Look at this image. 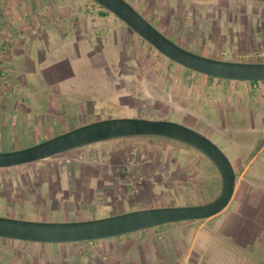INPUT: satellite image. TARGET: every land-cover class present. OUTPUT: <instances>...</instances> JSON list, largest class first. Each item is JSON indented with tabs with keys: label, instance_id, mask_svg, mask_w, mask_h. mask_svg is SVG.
<instances>
[{
	"label": "rangeland",
	"instance_id": "1",
	"mask_svg": "<svg viewBox=\"0 0 264 264\" xmlns=\"http://www.w3.org/2000/svg\"><path fill=\"white\" fill-rule=\"evenodd\" d=\"M161 1L162 0H136V3L152 6L151 10L155 12L152 13L153 17H155V21L157 23L159 21L163 22V25L168 26L172 23L170 22L171 18L167 14H163L164 12L161 13L157 11V8H162ZM65 2L67 1L65 0ZM85 2V10L95 14L97 11L95 6L88 0H85ZM194 2L195 6H204L203 4L207 2L213 3L216 6H241L247 9H251L253 6L252 0H194ZM236 2H241V4ZM174 4L176 3L174 2ZM177 4H181V2ZM91 9L93 11H91ZM165 10L166 9H163V11ZM14 18V22L18 24H27L31 20L36 22L38 19L37 15L29 14L14 15ZM118 22L124 25L122 21L118 20ZM52 31L55 32L54 34L56 36H59L57 39L58 41H51L47 38L41 39V58L54 61L55 67L63 64V66L67 68V66L70 65V72H72L70 81L68 85L66 82H62L60 85L52 86L44 80L42 74L41 77L38 75H30L32 78L27 76L24 78L28 89L24 91L23 97L19 96L17 99L13 100L9 98L7 102L12 104L11 108H17L20 111L19 116L21 119L18 121H27H23L24 124L26 123L24 129L27 137L24 140L21 139V127L18 128L14 126L9 118L6 119V114L0 112V118L5 119L4 121H0L1 124H3V127L0 126V152L27 148L47 140L46 137L48 134L54 135L53 137H55L79 126L98 120L138 118L137 113H139L140 117H145L151 112L154 106L164 104L162 101H158L159 104H155L153 101L145 99L146 97L143 95L142 100L135 102L140 110L138 111L134 107V101L137 97H128L125 95L126 92L124 88L119 86L122 80H126L125 76H123L124 74L121 75L124 63L121 61L120 56L129 55L130 53L126 48V42L120 34V31L125 32L126 30L121 27L119 29L112 28L106 31L104 36H94L101 37L100 41L95 42V38L90 37L87 38V42L89 43H82V45L76 48L64 46L61 48L60 45L62 40L60 37L62 34L66 35L65 31L62 29L47 30L45 31L46 33L44 32L45 37L46 35L52 34ZM127 31L132 32L130 28H128ZM134 36L138 35L135 34ZM141 46L145 47L142 49H148L149 54H152L149 62L152 67L150 68L154 70V72L159 73L161 80H164V75H169V72L174 71L173 74L176 75L177 68L189 74L201 75L177 64H172L170 60L162 56L155 49H152L144 40ZM202 46V44H199L197 47H188L187 50L205 57L214 58L212 53H207L208 51L202 52L204 49ZM83 48L85 50H83ZM35 50L36 49L33 50V54L36 53ZM65 50L67 52H65ZM221 52V54L219 53L217 55L218 58L215 56L216 59L264 62V52L254 53L256 54L255 59H247L245 56L241 55L232 56L227 46H221ZM66 54H68L67 61ZM258 54H261L262 57L259 58ZM140 55V50H136V63H129L130 67H134V69L139 71H141L142 65L139 64L140 58H137L140 57ZM170 65H173L172 70H170ZM260 87L264 89V84H260ZM7 88L8 86L6 85L5 89ZM21 99H23V101H21ZM22 102L23 107L20 106ZM162 107L166 109V106L163 105ZM175 114L172 116H169L170 114H163L161 119L183 124L181 122L182 115L178 113ZM80 116L84 121L82 120V124L77 125V119ZM188 123L190 122L188 121ZM47 130H49V132ZM11 132L13 133L12 136H14V134L19 136L10 140L12 138V136L10 138ZM205 136L226 154L222 145L215 142L216 139L210 137L209 134H205ZM119 141L120 140H115L112 142ZM126 141L131 147L140 145L139 147L143 151L157 152L159 159L161 157L166 158V154L169 152L168 157L165 159L167 164L164 163L163 167L169 166L172 169L170 170L172 174H158L156 176L158 185L156 186L153 185L154 178H145V181H143L144 176L141 174L137 177L136 183H144H141L140 187H134L132 185V189H129L126 193L128 197L133 196L131 202L135 203L138 209L157 206L198 205L212 201L219 193V174L210 161L195 149L179 142L160 137H137L129 138ZM102 146L103 145H93L90 147V150H93V148L102 150L104 148H102ZM261 146L262 145L257 143L254 150L248 152V155L244 156L253 157L257 154L256 152L261 149ZM89 153L90 152L79 154L70 152L37 163L24 165V167H74L75 165L79 166L80 163L85 167L94 168L103 166L105 160L103 161L100 155L93 157L91 156L93 152H91V154ZM263 162L264 147L260 150L256 158L253 159L249 173V175L251 174L249 177H256L254 173L262 174V176H259V178L263 179L262 183H264V172L263 169L261 170L258 167ZM6 173H8V171H0V188H2V185L5 186L6 184V180L8 179ZM2 203L3 202L0 201V217H7L8 214L2 210ZM92 203H95L94 199L91 200L90 204ZM101 216L103 215H97L96 219ZM20 219L34 221L36 217L24 214ZM46 221L72 222L73 218L64 220L60 214L56 213L55 215L49 216ZM154 230L156 231V240L163 246V249L158 255V259L155 258L152 264H264V261L262 262V258H264V220L262 221L261 229L256 231L258 234L251 238V245L246 250L235 249V246L231 244L229 238L216 233L212 229V222L205 220L166 224L156 227ZM139 234L141 233L126 234L99 241L70 245L54 244V247H59L61 245V253L57 256V260H59L58 264H103V260L107 257L106 253L109 252V250L113 255L118 248L129 246L137 241V239L140 238ZM19 243L20 242L5 243L0 239V264H39L41 258L46 260L53 256L51 250H47L44 253V251L41 250V246H31L22 249ZM248 259L250 260L248 261Z\"/></svg>",
	"mask_w": 264,
	"mask_h": 264
},
{
	"label": "crops",
	"instance_id": "2",
	"mask_svg": "<svg viewBox=\"0 0 264 264\" xmlns=\"http://www.w3.org/2000/svg\"><path fill=\"white\" fill-rule=\"evenodd\" d=\"M66 1L42 0L39 12L28 10L24 14L37 15L36 22L31 20L29 23L35 25L38 22L41 39L58 41L59 36H56L54 31L46 37L44 32L52 29L64 30L66 35L62 34L60 37L61 48H76L82 43H89L87 38L104 36L106 31L112 28L121 27L126 30L120 31V34L130 53L120 56L124 63L121 75L124 74L126 80H122L119 86L124 88L128 97H137L134 106H137L135 102L142 100L145 95V99L155 104H159L158 101L164 102L162 105L172 112L179 110L182 116L185 114L195 118L198 120L199 132L209 134L216 139V143L222 145L236 175L235 190L227 207L205 221L212 222V229L229 238L235 249L249 248L251 238L258 234L256 231L261 229L264 220V183L263 179L259 178L262 174L254 173L256 177H249L251 163L264 147V89H261L258 83L215 79L189 74L178 68L176 75L173 74L174 71L169 72V75H164V80H161L159 73L150 68L152 54H149L148 49H142L145 48L141 46L142 38L134 36L132 30L128 32V27L123 22L124 25H121L118 18L104 11H96L95 14L87 12L85 0ZM17 2L18 0H14L13 3L14 15L19 14L16 10ZM178 2L181 4H177ZM203 5L195 6L194 0H163L160 10L163 11L165 7L166 10L161 13L167 14L173 24H178L179 30L182 28L184 33L188 31L190 40L197 36L198 45L202 44L204 48L202 52L208 51L214 58H218L217 55L222 53L221 46L229 47L232 56L264 52V3L253 1L251 9L241 6H216L208 2ZM190 18H193L196 24L193 29L188 27ZM94 38L97 42L101 37ZM136 50L141 52L137 58H140L141 71L130 67V64L136 63ZM66 55L67 61L68 54ZM53 62L41 58V74L44 80L52 86L62 82L68 85L72 74L70 65L67 68L63 64L55 67ZM169 67L170 70L173 69V65ZM257 143L262 145L257 154L253 157L244 156L253 151ZM90 149L87 147L84 150L92 152ZM79 166L82 167V163ZM258 168L264 172V162ZM139 233L140 238L133 244L118 248L113 255L109 250L103 264H152L155 258L158 259L163 246L157 242L154 228Z\"/></svg>",
	"mask_w": 264,
	"mask_h": 264
},
{
	"label": "flooded vegetation",
	"instance_id": "3",
	"mask_svg": "<svg viewBox=\"0 0 264 264\" xmlns=\"http://www.w3.org/2000/svg\"><path fill=\"white\" fill-rule=\"evenodd\" d=\"M126 1L162 34L176 44L185 49L188 47H197V36L190 40V33L188 31L184 33L181 30L182 28L179 30L178 24L174 25L170 23L168 26H165L163 22L159 21L157 23L152 14L155 13L151 10L152 6L141 5V3H136V0ZM161 2L163 3V0ZM13 3L14 1L11 0H0V112L5 113L7 116L6 119L9 118L14 126L21 127L20 136L24 140L27 135L24 129L26 123L24 124L23 121H27H18L21 119L19 116L20 111L17 108H11L12 104H9L7 100L9 98H12L11 100L17 99L19 96L23 97L24 91L28 89L24 81L26 76L38 75L41 77V29L38 22L35 25L14 22ZM39 4L41 5V1L39 0H18V8H15L19 13L17 15H23L28 10L39 12ZM160 9L161 7L157 8V11L164 12ZM190 20L188 27L195 28L196 24H194L193 18H190ZM34 49H36V53L33 54ZM6 85L8 86L7 89H5ZM20 106L23 107V102ZM162 106V104L154 106L151 112L145 117H140L139 113H137V117L163 120L161 119L163 114H170L169 116H172L177 112L178 114L180 113L179 110L172 112L167 108L163 109ZM134 107L140 111L138 106ZM4 120L0 118V121ZM82 120L80 116L77 119V125L82 124ZM181 122L183 125L199 132L198 122L195 118L187 117L184 114ZM0 126L3 127L1 122ZM47 131L49 132V130ZM12 134L11 132L10 138ZM17 136L19 135L14 134L10 140H13L14 137L17 138ZM53 136L48 134L46 139H50ZM129 138L137 137L114 139L93 144L103 145L102 148L104 147L102 150L95 148L92 150V154L91 152L89 153L93 157L100 155L102 160H105L103 166L100 167L56 166L30 168L19 166L0 169V171H8L6 173L8 175L6 184L0 188V201L3 202L1 205L2 210H4L3 212L8 214L7 217L13 219H20L24 214H28L31 217H36L34 221L47 222V218L56 213L60 214L64 220L73 218V221H81L96 219L97 215H103L100 217L102 218L137 210L136 204L131 202L133 196H126L128 190L132 189V185L134 187H140L141 183H144L138 182L139 184H137V177L142 174L144 176L143 181H145V178H154L153 185L156 186L158 185L156 176L158 174H172V171H170L172 169L169 166L163 167L164 163L167 164L165 159L168 157L169 152L166 154V158L161 157L159 159L157 152L143 151L139 147L140 145L131 147L126 141ZM115 140L120 141L112 142ZM93 145L71 151L79 154L88 153L84 149L92 147ZM66 153H69V151L62 154ZM93 199L95 203L90 204ZM0 239L5 243L20 242L19 245L22 249L31 246H41V250L44 253L47 250H51V253H53L52 258H47L46 260L41 258L39 264L59 263L57 256L61 253V245L54 247V244H75L35 243L7 238Z\"/></svg>",
	"mask_w": 264,
	"mask_h": 264
},
{
	"label": "water",
	"instance_id": "4",
	"mask_svg": "<svg viewBox=\"0 0 264 264\" xmlns=\"http://www.w3.org/2000/svg\"><path fill=\"white\" fill-rule=\"evenodd\" d=\"M121 20L162 56L190 71L215 79L264 82V62L228 61L193 53L162 34L126 0H91ZM264 3V0H252ZM128 137H160L189 146L215 167L220 190L208 203L189 206H157L108 217L41 222L0 217V238L35 243L99 241L156 228L166 224L202 221L216 216L230 203L236 175L227 155L204 134L186 125L147 118L98 120L27 148L0 152V169L37 163L62 153Z\"/></svg>",
	"mask_w": 264,
	"mask_h": 264
},
{
	"label": "trees",
	"instance_id": "5",
	"mask_svg": "<svg viewBox=\"0 0 264 264\" xmlns=\"http://www.w3.org/2000/svg\"><path fill=\"white\" fill-rule=\"evenodd\" d=\"M91 4H93L94 6H95V8L97 9V11H99V12H105V13H108V14H111L110 12H108L107 10H105L103 7H101V6H99V5H97L95 2H93V1H91V0H88ZM171 63H173V62H171ZM250 83H252V84H256V83H258V82H250ZM262 83H264V82H262ZM198 152V151H197ZM200 153V152H199ZM209 161V160H208ZM211 163V162H210Z\"/></svg>",
	"mask_w": 264,
	"mask_h": 264
},
{
	"label": "built area",
	"instance_id": "6",
	"mask_svg": "<svg viewBox=\"0 0 264 264\" xmlns=\"http://www.w3.org/2000/svg\"><path fill=\"white\" fill-rule=\"evenodd\" d=\"M91 11H93V10L91 9ZM258 55H259L258 56L259 58L262 57L261 54H258ZM255 56H256V54H249V55H246L245 58H247V59H255ZM258 84H264V83L258 82Z\"/></svg>",
	"mask_w": 264,
	"mask_h": 264
}]
</instances>
